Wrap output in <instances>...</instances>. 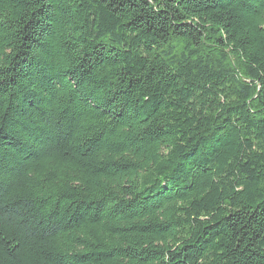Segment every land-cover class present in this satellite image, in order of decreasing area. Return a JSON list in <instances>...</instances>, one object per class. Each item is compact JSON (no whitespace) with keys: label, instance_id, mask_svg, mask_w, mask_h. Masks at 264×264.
Here are the masks:
<instances>
[{"label":"trees","instance_id":"obj_1","mask_svg":"<svg viewBox=\"0 0 264 264\" xmlns=\"http://www.w3.org/2000/svg\"><path fill=\"white\" fill-rule=\"evenodd\" d=\"M0 264H264V0H0Z\"/></svg>","mask_w":264,"mask_h":264}]
</instances>
